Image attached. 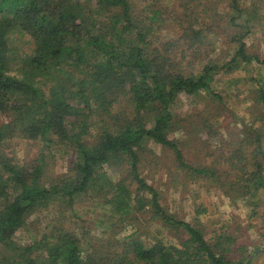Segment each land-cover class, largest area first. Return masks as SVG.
<instances>
[{"label":"trees","instance_id":"trees-1","mask_svg":"<svg viewBox=\"0 0 264 264\" xmlns=\"http://www.w3.org/2000/svg\"><path fill=\"white\" fill-rule=\"evenodd\" d=\"M194 1L200 10L202 0ZM233 4L240 14L231 18L236 25L245 9L236 0ZM211 9L202 10L204 17L196 10L193 22L187 13L177 19L185 32L179 41L189 43L178 52L176 43L148 40L134 21L128 0H0V116L6 119L0 120V264H114L118 255L110 250L115 252L118 246L112 234L106 239L110 241L87 250L62 224L38 230L40 220L35 217L53 200H65L70 209L78 197L94 193L105 196L119 222L135 208L150 205L169 229L186 235L178 245L137 242L133 252L123 244L126 255L120 257L126 262L115 264H252L264 252V243L239 245V233L251 225H224L209 243L201 225L163 210L158 192L138 171L147 144H159L175 153L181 167L212 179L232 203L244 201L252 210L249 219L264 216L258 212L259 194L264 192V113L240 140L219 143L220 161L212 169L190 167L183 152L189 140L173 139L183 129L182 117L174 111L181 94L211 93L215 74L260 61L236 35L232 40L239 44L237 51L223 66L209 60L190 73L180 64L178 56L186 61V52L193 48L191 64L200 60L204 46L209 55L215 52L198 28L217 22L208 15ZM153 13V19L162 14ZM206 18L212 25L205 23ZM17 35L28 37L30 54H14L12 41ZM262 86L256 103L264 107ZM207 122L202 118L201 125ZM14 137L38 141L45 150L37 161L20 166L1 153ZM46 152L73 155L66 172L55 179L47 176ZM107 166L130 174L113 179ZM25 228L31 242L21 245L15 234Z\"/></svg>","mask_w":264,"mask_h":264},{"label":"rangeland","instance_id":"rangeland-1","mask_svg":"<svg viewBox=\"0 0 264 264\" xmlns=\"http://www.w3.org/2000/svg\"><path fill=\"white\" fill-rule=\"evenodd\" d=\"M128 1L132 7L134 21H137L140 29L148 35V40L167 42L170 45L176 43L175 49L178 52L187 48L189 43L179 41L184 31L179 28L177 19L187 13L190 22H193L196 10L204 17L203 11L212 8L208 15L215 16L217 22L211 28L202 24L198 25V28L202 29V35L207 37L205 41L212 45L211 49L215 52L209 55L204 46L200 54L201 61L198 58L193 64L190 62L193 60L194 48L186 52L189 55L186 61H182L181 56H178L180 64L187 67L190 73L197 72L200 65L209 60L212 65L223 66L237 51L239 44L232 40L236 35L242 37L241 41L246 45L249 54L251 52L258 56L259 63L254 61L246 64L239 60L240 68L230 73L222 70L215 74L211 93L203 91L195 96L181 94L176 100L174 111L179 118L182 117L179 126L183 129L175 132L173 139L189 140L187 145L183 146V152L190 167L204 166L212 169L213 165L220 161L217 151L220 148L219 143L222 141L224 145H229L233 138L240 140L241 133L255 124L256 116L264 113V107L256 103L260 95L259 86L263 85L264 89V0H236L242 9H245L242 16L235 21L236 25H232L231 18L240 14L233 8V0H202L203 6L200 10L197 9L198 2L194 0ZM153 11H160L162 14L158 19H153ZM205 23L212 25L208 18ZM12 49L17 56L30 54L32 45L27 36L17 35L12 41ZM206 56L208 58L204 60ZM126 106L127 104H124L122 108ZM202 118L208 121L207 126L201 125ZM0 120L6 119L0 116ZM256 125L262 126L260 123ZM234 146L237 145H232V148ZM44 150L42 143L38 141L14 137L6 141L1 153L8 154L13 162L25 166L34 160L37 161ZM143 152L139 175L158 192L160 205L167 214L178 220L201 225L211 244L214 242L215 233L224 225H239L241 228L251 225L246 233H239V245L264 243L261 236L264 234V216L249 219L252 210L244 201L232 203L230 198L215 186L212 179L181 167L176 161L175 153L167 147L149 143ZM52 154H45L48 161L46 170L48 178L55 179L66 172L73 155L71 152H54V156ZM207 154L210 155L207 157ZM106 171L116 180L130 174V171L123 172L124 168L117 167L107 166ZM116 173L119 175L116 176ZM132 189H137L135 184ZM259 195L258 202L262 207L258 212L264 215V192ZM145 197L148 200L151 198L147 194ZM131 214L119 222V215L114 213L111 206L105 204V196L98 197L94 193L93 196L78 197L70 209L65 200L55 199L35 218L40 220L39 231H44L47 225L59 227L62 224L80 239L87 250L92 245L100 247L98 245H103L114 237L118 246L115 252L110 250V253L118 255L114 264L124 261L120 257L126 255L124 245H130L131 248L137 242L152 244L159 241L178 245L186 239L182 231L169 229L159 216L155 215L150 205L143 210L137 207ZM62 219H65V222L61 221ZM32 220L34 221V217ZM32 223L28 225L31 229ZM27 229L16 231L15 240L21 245L31 242V234ZM109 234L112 236L107 241ZM131 250L133 252L132 248ZM252 264H264V252L255 257Z\"/></svg>","mask_w":264,"mask_h":264}]
</instances>
